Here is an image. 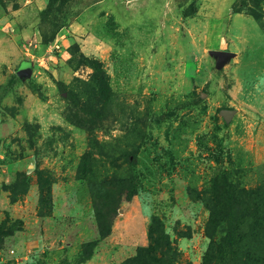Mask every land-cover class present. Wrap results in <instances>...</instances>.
I'll use <instances>...</instances> for the list:
<instances>
[{
  "label": "rangeland",
  "instance_id": "1",
  "mask_svg": "<svg viewBox=\"0 0 264 264\" xmlns=\"http://www.w3.org/2000/svg\"><path fill=\"white\" fill-rule=\"evenodd\" d=\"M254 191L264 0H0V264H264Z\"/></svg>",
  "mask_w": 264,
  "mask_h": 264
},
{
  "label": "trees",
  "instance_id": "2",
  "mask_svg": "<svg viewBox=\"0 0 264 264\" xmlns=\"http://www.w3.org/2000/svg\"><path fill=\"white\" fill-rule=\"evenodd\" d=\"M251 13H252V15L254 17L257 18V14L254 11H252ZM217 186L220 189H222L221 188L222 186H219V185H217ZM224 188H226V186H224ZM247 194H249V193H247ZM252 194H253V196L251 198L244 199V200L241 199V202L240 201L239 202L244 206V208L247 209V211L249 210V207L248 206L252 202V204H253L252 212L253 213L251 212L252 213V215L250 216L251 218H249L248 212L245 214V216L247 217V219H252V220L254 219L255 220V223H254L255 227H254V229H256L257 230V233L259 232V234L261 235L262 234V230H264V226H263L264 222L262 223L263 218H264V192L263 191L262 192L261 191H259V192L254 191ZM239 196L242 198L241 194ZM244 197H247V195H245ZM232 200L234 202H236V198L235 197ZM241 219H242V222H241V225H242V228H241L242 235L243 234L247 235V231H250L251 230V225L250 224L249 225L246 224L247 221H244L246 219L243 216L241 217ZM146 250L147 251H150L152 253L153 248L152 247H149L148 249H142L141 248L139 250L140 251V253H139L140 255L139 254L136 255L135 257H132L131 259H128L127 261H125L122 264H143L145 262V258L146 257H149V255H150V252H147ZM163 264H167V263L164 262Z\"/></svg>",
  "mask_w": 264,
  "mask_h": 264
},
{
  "label": "crops",
  "instance_id": "3",
  "mask_svg": "<svg viewBox=\"0 0 264 264\" xmlns=\"http://www.w3.org/2000/svg\"><path fill=\"white\" fill-rule=\"evenodd\" d=\"M96 259V255L92 254L91 258L88 259L87 261L80 263V264H92L94 262V260Z\"/></svg>",
  "mask_w": 264,
  "mask_h": 264
}]
</instances>
